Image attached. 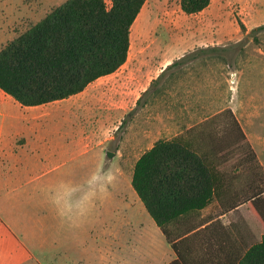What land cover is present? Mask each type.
<instances>
[{
  "label": "crops",
  "instance_id": "1",
  "mask_svg": "<svg viewBox=\"0 0 264 264\" xmlns=\"http://www.w3.org/2000/svg\"><path fill=\"white\" fill-rule=\"evenodd\" d=\"M54 1L49 0L52 7L44 8L43 17L66 0ZM26 9L30 10V7ZM2 36L3 23L0 22V44ZM225 47L226 43L215 40L176 43L167 47L171 57L163 58L165 61L139 92L136 103L140 114V137L143 134L154 136L150 148L159 139L182 136L211 165L210 174L218 178L215 188L220 195L190 216L195 229L175 241L187 238L179 253L189 264H196V258L206 256L214 257L216 262L222 259L221 262L228 264L242 255L244 248L261 239L243 203L245 194L261 185L259 176L264 180V138L247 129L254 127L253 119L260 112V100L252 88L248 103L245 104L236 91L227 105L219 83L221 75L225 76L227 71L220 55ZM48 104L23 106L0 88V191L16 182V177L11 174L14 168L19 169L18 162L24 163V171L32 167L31 162H44L49 167L47 171L51 173L60 169L67 178L76 174L83 161L95 162L94 186H100L98 176L110 165L106 163L104 150L113 137L101 138L94 128L85 132L87 126L83 123L67 119V109H63L66 113L54 124L39 122L34 120V116L20 122L22 118L18 115L13 118L8 111L9 106L17 108L21 105L26 110L40 112L37 117H45L48 114L43 108ZM239 127L246 139L241 137ZM252 150L256 156L254 160ZM7 163L10 164L6 166ZM111 164V171L115 172L113 162ZM79 188L84 189L82 186ZM111 189V202L99 200L98 191L95 195L91 191L90 204L88 200L79 205H88V210L79 217L81 221L69 222L90 225L94 228L90 232H57L55 223L47 220L45 213L43 232L39 229L35 232L34 229L35 233H31L28 230L23 234L25 237L7 223V231L3 232L1 224V255L3 252L7 257L9 254L13 256V252L17 255L19 241L37 264H170L178 260V252L161 229L149 247L145 234L125 233L114 224L108 231H99L107 222L103 218L104 209L110 210L112 218L118 210L115 204L116 180L111 183ZM65 206L51 205L49 208ZM85 215L91 217L83 218ZM14 239L17 240L15 247ZM0 264H3V256ZM6 264L12 262L6 260Z\"/></svg>",
  "mask_w": 264,
  "mask_h": 264
},
{
  "label": "rangeland",
  "instance_id": "2",
  "mask_svg": "<svg viewBox=\"0 0 264 264\" xmlns=\"http://www.w3.org/2000/svg\"><path fill=\"white\" fill-rule=\"evenodd\" d=\"M106 1L111 4V0ZM180 1L148 0L132 26L127 62L116 72L95 80L81 94L46 105L43 109L48 115L45 117H37L40 112L26 110L21 105L8 107L13 118L17 115L22 118L20 122L34 116V120L48 124L61 120L66 113L63 109H67V119L83 123L87 126L85 132L94 128L101 138L113 139L104 150L106 163L110 165L99 174L98 188L94 186L93 178L96 175L95 162L83 161L76 174L68 178L60 169L50 173L44 162H31L32 167L27 171L23 170L24 163L18 162L19 169L14 168L11 174L16 177V182L0 191L3 232L7 231L5 223L20 235L28 230L43 232L44 213L47 220L55 223L57 232H90L94 229L90 225L69 223L81 221L74 206L78 208L82 202L88 201L93 189L98 191L99 200L112 201L111 184L106 194L101 195L99 190L106 184L107 169L112 170L113 162L115 170H119L115 189L118 210L112 218L110 210L104 209L103 218L107 222L101 224L99 231H108L114 224L125 233L145 234L148 247L153 244L161 230L134 190L132 176L137 160L150 148L154 136L143 134L140 137V114L136 103L142 88L157 74L163 61L171 57L167 47L176 43L213 40L226 43L223 54L222 49L220 54L227 70L226 75L220 77L221 94L229 105L237 91L246 104L253 88L260 100V112L253 119V129H247L264 138V29L254 30L264 24V0H211L209 7L196 14H186ZM49 3V0H0L1 49L43 18L44 8L52 7ZM27 6L30 10L26 9ZM241 24L245 25L244 29ZM108 151L114 155L108 156ZM262 157L264 159V155ZM65 204L72 207L71 218L62 217L58 211V207ZM51 205L58 207L50 209ZM16 241L13 240V245ZM17 243V255L13 252V256L9 254L7 257L6 252L0 253L3 264L6 260L12 264H37L20 242Z\"/></svg>",
  "mask_w": 264,
  "mask_h": 264
},
{
  "label": "trees",
  "instance_id": "3",
  "mask_svg": "<svg viewBox=\"0 0 264 264\" xmlns=\"http://www.w3.org/2000/svg\"><path fill=\"white\" fill-rule=\"evenodd\" d=\"M146 2L66 0L52 8L0 50V88L23 106L47 104L84 91L127 62L131 29ZM210 4L211 0L180 1L186 14L199 13ZM259 29L264 24L254 30ZM239 131L246 139L240 127ZM210 172L211 165L182 136L157 140L135 164L132 186L179 254L170 264H189L179 253L187 238L175 241L195 229L190 216L220 195L215 188L218 178ZM259 180V188L245 194L243 203L261 239L228 264H264L262 176ZM221 261L206 256L195 263L226 264Z\"/></svg>",
  "mask_w": 264,
  "mask_h": 264
},
{
  "label": "clouds",
  "instance_id": "4",
  "mask_svg": "<svg viewBox=\"0 0 264 264\" xmlns=\"http://www.w3.org/2000/svg\"><path fill=\"white\" fill-rule=\"evenodd\" d=\"M118 169L113 172L111 170H109V173L107 175V181H106V184L102 185L101 188H100V194L101 195H104L106 194L107 192V184H111L113 181H115L117 179V173H118ZM93 191V195H95V189L92 190ZM91 200H89V204H90ZM88 210V205L85 204V205H82V206H79L77 208V214L79 215H83L86 211ZM58 211L60 213V215L63 217V216H69V218H71V213H72V209L70 206H65L63 208H58Z\"/></svg>",
  "mask_w": 264,
  "mask_h": 264
},
{
  "label": "water",
  "instance_id": "5",
  "mask_svg": "<svg viewBox=\"0 0 264 264\" xmlns=\"http://www.w3.org/2000/svg\"><path fill=\"white\" fill-rule=\"evenodd\" d=\"M108 154H109V156H111V157L114 155V153H112V152H110V151L108 152Z\"/></svg>",
  "mask_w": 264,
  "mask_h": 264
}]
</instances>
